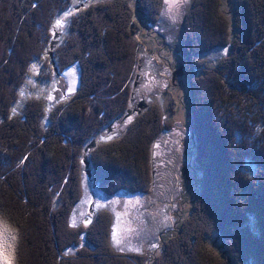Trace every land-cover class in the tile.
<instances>
[{
  "label": "trees",
  "instance_id": "1",
  "mask_svg": "<svg viewBox=\"0 0 264 264\" xmlns=\"http://www.w3.org/2000/svg\"><path fill=\"white\" fill-rule=\"evenodd\" d=\"M72 3L0 0V264H264V0H233L229 13L224 0L192 1L182 57L200 178L194 214L152 257L111 248L109 211L97 212L87 228H72L70 216L83 195L89 140L133 110L136 14L156 23L163 0L80 8L54 55L58 71L79 68L74 98L53 109L28 98L13 111L34 63L50 65L44 56L54 23ZM224 46L229 53L215 68L197 59ZM240 95L256 118L235 129L234 114L225 110L214 123L217 107L242 104ZM164 129L160 108L152 105L123 138L89 151L91 185L107 196L151 194L153 144ZM217 237L222 251L213 245ZM71 248L77 253L68 255Z\"/></svg>",
  "mask_w": 264,
  "mask_h": 264
},
{
  "label": "rangeland",
  "instance_id": "2",
  "mask_svg": "<svg viewBox=\"0 0 264 264\" xmlns=\"http://www.w3.org/2000/svg\"><path fill=\"white\" fill-rule=\"evenodd\" d=\"M105 1L111 0H73L70 9L57 17L54 23L53 37L44 56V60H50V65L45 66L44 69L43 62L34 63L31 68V75L21 88L20 101L13 107L14 112L19 111L28 98L43 99L49 109H53L56 104L67 103L74 98L80 86L79 68L75 66L58 71L57 62H54V55L67 36L70 17L77 13L80 8ZM192 1L179 0L180 7L177 12L174 7L171 9L169 7L172 0H163L160 15L154 24L149 23L143 15L136 14V21H140V27L136 32L140 45L137 71L130 83L132 92L138 94V89L145 83L150 84L149 97L144 100L147 104H151L149 108L152 105H157L160 108L163 116V127L165 128L159 133L153 144L152 157L155 185L151 194L141 195L119 192L113 196H107L91 185L85 174L87 168L86 166L83 167L84 191L70 216V226L79 228L83 225L87 228L92 224L93 218L97 217V212L109 211L112 224L108 240L111 248L118 253L148 254L152 257L154 253L162 252L163 242L170 237H174L181 226L188 222L194 214L192 204L195 197L193 195L198 187L200 174L198 176L196 171V152L195 148H192L194 147L193 142L195 143V131H192L194 119L191 116L189 88L187 87V80L184 79L186 75L182 57V35L184 33L185 18L191 9ZM232 1L224 0L225 6H223V9L226 13L230 12ZM130 4L136 8L137 0H130ZM209 35L210 33L207 36L204 34L202 37L206 39ZM52 43L54 45L51 49ZM49 52H52L53 60L50 59ZM228 53L229 46L216 47L206 51L204 55H199L197 59L202 60L204 65L215 68L218 62L223 60ZM47 77H50L51 80L45 79ZM173 82L176 83V86L172 84ZM239 97L240 101L243 102L242 104L234 103L228 108L220 107V105L217 107L216 117L214 118L211 115L212 120L215 121L214 123L219 125V114L222 115L225 110H227V113H229L228 110H231L235 116L236 124L234 127L231 125L232 128H235L238 124L241 126L243 124L248 125L251 120L256 118L253 115V110L249 109V101L246 96L240 95ZM149 108L142 109L138 114H129V112L126 117L116 118L113 122H109L108 125L102 127V130L94 135L95 137H92L86 146L87 149L93 141L96 142L94 148L85 151L87 154L84 158L87 157L89 168L88 152L100 145L110 144L123 138L130 127ZM112 124L116 125L114 130L111 129ZM237 128L239 127L235 129ZM190 132L193 134L190 135ZM164 147L169 148L175 161L172 165V176H169V179L163 173ZM192 149L193 152H191ZM183 150H186L185 155L182 152ZM84 158L83 166L85 165ZM181 166L185 168V175L191 177L190 181L186 180L184 176L183 178L180 177L179 168ZM94 193H96V199L93 214V210L90 211V209ZM249 227L254 228L253 223L249 224ZM217 238L213 240V245L217 246L219 251H222V244L220 240L217 241ZM117 240L119 243L116 242ZM83 241L85 242V238ZM84 247L86 246H81V248ZM75 253H77L76 248H71L67 252L68 255Z\"/></svg>",
  "mask_w": 264,
  "mask_h": 264
},
{
  "label": "flooded vegetation",
  "instance_id": "3",
  "mask_svg": "<svg viewBox=\"0 0 264 264\" xmlns=\"http://www.w3.org/2000/svg\"><path fill=\"white\" fill-rule=\"evenodd\" d=\"M172 84L176 86V83L173 82ZM150 90H151L150 89V84L145 83L140 89H138V94H135V92L134 93L132 92V94H131V97H132L131 107H132L133 110L130 111V114L131 113L138 114V113H140L142 111V109L146 110L147 108H149V106L151 104L150 103L147 104V102L144 99L149 97V91ZM115 127H116V125L112 124V128L111 129L114 130ZM192 134L193 133L190 132V135H192ZM192 140H193V136H192ZM193 144H194V147H192V148L194 149L195 148V143L193 142ZM193 149L191 150V152H193L195 150V149L194 150ZM182 152L185 155L186 150H183ZM164 153H165V156L162 159V165L164 167L163 168V173H164V176L169 179V176L171 177L172 176L171 174L173 172L172 165L175 162L174 161V155L172 153H170V150H169L168 147H164ZM173 167H176V166H173ZM184 169L185 168L182 167V166L179 168V175L182 178L184 176L186 178V180L190 181L191 177H189L188 175H185L186 173H185Z\"/></svg>",
  "mask_w": 264,
  "mask_h": 264
},
{
  "label": "water",
  "instance_id": "4",
  "mask_svg": "<svg viewBox=\"0 0 264 264\" xmlns=\"http://www.w3.org/2000/svg\"><path fill=\"white\" fill-rule=\"evenodd\" d=\"M53 45H54V43L51 44V49L53 48ZM49 56H50V58H52V52H49ZM178 72H179V71H178ZM179 73H180V72H179ZM175 78H176V77H175ZM129 114H130V113H129ZM95 146H96V142L93 141L92 145H91L90 147H88L85 151L87 152L89 149L94 148ZM84 162H85V166H86V168H87V170L85 171V174L87 175L89 181L93 182V180H92V171L89 170L90 168H89V164H88V162H87V157L84 158ZM95 199H96V197H95V195L93 194V199H92L91 209H90V211L93 210V214H94ZM91 213H92V212H91ZM91 222H92V221H91ZM90 224H91V223H90ZM85 225H87V224H85ZM219 240H220V238L218 237V238H217V241H219ZM223 247H225V243L222 244V248H223ZM224 255H226V252H224Z\"/></svg>",
  "mask_w": 264,
  "mask_h": 264
},
{
  "label": "snow or ice",
  "instance_id": "5",
  "mask_svg": "<svg viewBox=\"0 0 264 264\" xmlns=\"http://www.w3.org/2000/svg\"><path fill=\"white\" fill-rule=\"evenodd\" d=\"M169 7H170V9L174 7L175 10L178 12L179 7H180L179 0H172V3L170 4ZM58 26H59V22H58ZM73 226H75V225H73ZM114 239H115V234H114ZM116 242L119 243L118 240Z\"/></svg>",
  "mask_w": 264,
  "mask_h": 264
}]
</instances>
